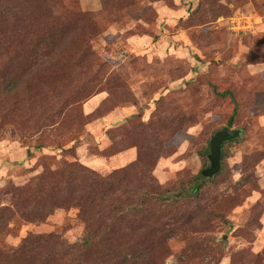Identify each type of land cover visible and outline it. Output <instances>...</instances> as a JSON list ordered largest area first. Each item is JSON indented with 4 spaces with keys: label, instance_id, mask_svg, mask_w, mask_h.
I'll list each match as a JSON object with an SVG mask.
<instances>
[{
    "label": "rangeland",
    "instance_id": "1",
    "mask_svg": "<svg viewBox=\"0 0 264 264\" xmlns=\"http://www.w3.org/2000/svg\"><path fill=\"white\" fill-rule=\"evenodd\" d=\"M0 264H264V0H0Z\"/></svg>",
    "mask_w": 264,
    "mask_h": 264
},
{
    "label": "water",
    "instance_id": "2",
    "mask_svg": "<svg viewBox=\"0 0 264 264\" xmlns=\"http://www.w3.org/2000/svg\"><path fill=\"white\" fill-rule=\"evenodd\" d=\"M241 130L238 128L224 127L222 130L216 132L211 138L207 148V156L209 165L202 172L205 176H213L220 169L221 145L223 142L235 139L240 136ZM226 235L221 236L226 241Z\"/></svg>",
    "mask_w": 264,
    "mask_h": 264
},
{
    "label": "trees",
    "instance_id": "3",
    "mask_svg": "<svg viewBox=\"0 0 264 264\" xmlns=\"http://www.w3.org/2000/svg\"><path fill=\"white\" fill-rule=\"evenodd\" d=\"M234 111H235V108H234ZM228 141H230V140H228ZM223 143H224V142H223ZM223 143H222V144H223ZM221 147H222V145H221ZM220 166H221V161H220ZM219 170H220V169H219ZM217 172H218V171H217ZM217 172H216V173H217ZM216 173H215V174H216ZM197 188H198V184L192 186V187L190 188L189 193L195 192V191L197 190ZM29 240H30V239H26V240H24V241L29 242ZM23 244H24V243H23Z\"/></svg>",
    "mask_w": 264,
    "mask_h": 264
}]
</instances>
